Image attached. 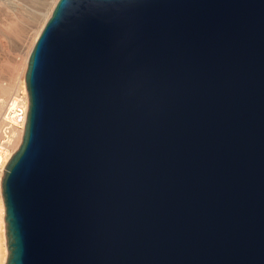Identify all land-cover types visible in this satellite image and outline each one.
I'll list each match as a JSON object with an SVG mask.
<instances>
[{"label":"water","instance_id":"obj_1","mask_svg":"<svg viewBox=\"0 0 264 264\" xmlns=\"http://www.w3.org/2000/svg\"><path fill=\"white\" fill-rule=\"evenodd\" d=\"M25 79L3 264H264V0H58Z\"/></svg>","mask_w":264,"mask_h":264},{"label":"rangeland","instance_id":"obj_2","mask_svg":"<svg viewBox=\"0 0 264 264\" xmlns=\"http://www.w3.org/2000/svg\"><path fill=\"white\" fill-rule=\"evenodd\" d=\"M4 9H0V64L2 63L6 68L2 71H9V68L7 69V66H10L9 64H13L14 62L21 61V69L19 73L18 78L15 80L17 82V87L20 88L21 84L25 83L24 75L25 70L27 67V61L26 59V52L28 51V47H25L22 45L20 41V36L24 37L25 35L31 36L30 43L34 42L37 38L36 35H34V31L32 32L28 27H31V25H34L35 30L36 28L42 27L43 23L45 22L46 15L50 13L53 9V5L57 0H2ZM7 1V3H6ZM7 9V11L5 10ZM15 19V20H14ZM18 19V21H17ZM13 28H11L10 26ZM13 23V24H12ZM17 24V25H16ZM10 26V27H9ZM19 28V29H18ZM19 30V35L15 33V30ZM8 30V31H7ZM9 31L11 33H9ZM16 31V32H17ZM23 31V32H22ZM7 32V33H6ZM6 60V61H5ZM13 62V63H12ZM7 63V64H6ZM7 65V66H6ZM24 65V67H23ZM23 67V70H22ZM4 73L2 72V80L4 83H7L9 81V72ZM7 73V74H6ZM6 79V80H5ZM3 97V96H1ZM5 101V100H4ZM4 103V102H3ZM1 218V214H0ZM6 229V228H5ZM4 234L3 228L0 229V235L2 236ZM2 238V242L0 240V247L2 253V259L0 258V264H3L7 258L8 250H7V244H6V234L0 237ZM2 245V246H1Z\"/></svg>","mask_w":264,"mask_h":264},{"label":"built area","instance_id":"obj_3","mask_svg":"<svg viewBox=\"0 0 264 264\" xmlns=\"http://www.w3.org/2000/svg\"><path fill=\"white\" fill-rule=\"evenodd\" d=\"M28 106L29 97L24 84H21L19 90L5 101L2 113L3 122L0 125V197L2 196L1 174L11 155L21 143ZM1 218L0 229L4 230L5 223Z\"/></svg>","mask_w":264,"mask_h":264},{"label":"bare ground","instance_id":"obj_4","mask_svg":"<svg viewBox=\"0 0 264 264\" xmlns=\"http://www.w3.org/2000/svg\"><path fill=\"white\" fill-rule=\"evenodd\" d=\"M58 1V0H57ZM57 1L55 2V4L57 3ZM6 3H7V1H6ZM5 4V2L3 3V1L2 0H0V9L2 10V9H4L3 7V5ZM55 4L53 5V8H54V6H55ZM0 10V11H1ZM6 11H7V9H5ZM53 10V9H52ZM51 13H52V11L50 12V13H48V15H46V18H45V22L43 23V25H42V27L40 28V30H39V28H36V30H35V27H34V25H31V27H28L31 31L33 30L34 31V35H32V36H35L36 34V37L38 38V36H39V34H40V32H41V30H42V28H43V26L45 25V23H46V21H47V19L49 18V16L51 15ZM15 20V19H14ZM17 21H18V19H17ZM13 24V23H12ZM17 25V24H16ZM10 26H11V22H10ZM9 26V27H10ZM14 27V26H13ZM12 26H11V28H13ZM19 29V28H18ZM15 30V33L17 34V35H19V30L17 31V29H14ZM8 31V30H7ZM17 31V32H16ZM32 31V32H33ZM23 32V31H22ZM7 33V32H6ZM9 33H11L10 31H9ZM20 38V41H21V43H22V45H24L25 47H28V51L26 52L27 54H26V61H27V64H28V59H29V55H30V52H31V50H32V48H33V45H34V43H35V41L37 40V38L35 39V41L34 42H32V43H30V38H31V36H28V35H25L24 37H22V36H20L19 37ZM6 61V60H5ZM13 63V62H12ZM7 64V63H6ZM21 64H22V62L21 61H17V62H14L12 65L11 64H9L10 66H7V69L9 68V71H7V73L9 74V81L7 82V83H4L3 82V80H2V75H0V125L2 124V122H3V117H2V113H3V110H4V107H5V101L7 100V99H9L15 92H17L18 90H19V88L17 87V82L15 81L17 78H18V75H19V73H21L20 72V69H21ZM5 65V64H4ZM2 63L0 64V74H2V70L3 69H6V68H4L5 66H4ZM23 67H24V65H23ZM23 67H22V70H23ZM25 68V67H24ZM26 70H27V67H26ZM26 70H25V74H26ZM6 71H4V72H6ZM3 72V73H4ZM6 73V74H7ZM24 73V71L21 73V74H23ZM3 75H5V73L3 74ZM6 80V79H5ZM24 80H25V83H24V85H26V79H25V75H24ZM1 96H3V97H1ZM5 100V101H4ZM4 102V103H3ZM22 141V140H21ZM0 214H1V219H3V221H4V223H5V219H4V201H3V196H1L0 197ZM6 226H5V224H4V234L3 235H5L6 234ZM2 235V236H3ZM1 235H0V237H2ZM1 240V242H2V238L0 239ZM2 246V245H1ZM2 249H1V247H0V258L2 257V255L4 254L2 251H1ZM8 250V249H7ZM3 253V254H2ZM3 258V257H2ZM1 258V259H2ZM3 260V259H2ZM1 261V260H0ZM2 262V261H1Z\"/></svg>","mask_w":264,"mask_h":264}]
</instances>
